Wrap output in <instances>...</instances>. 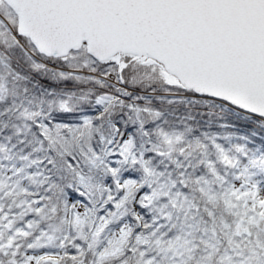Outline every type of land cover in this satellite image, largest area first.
Masks as SVG:
<instances>
[{
    "label": "snow or ice",
    "instance_id": "6c2138e0",
    "mask_svg": "<svg viewBox=\"0 0 264 264\" xmlns=\"http://www.w3.org/2000/svg\"><path fill=\"white\" fill-rule=\"evenodd\" d=\"M0 264H264V0H0Z\"/></svg>",
    "mask_w": 264,
    "mask_h": 264
}]
</instances>
